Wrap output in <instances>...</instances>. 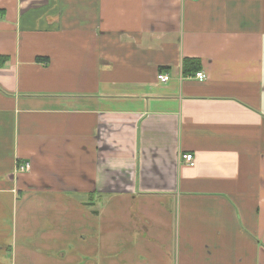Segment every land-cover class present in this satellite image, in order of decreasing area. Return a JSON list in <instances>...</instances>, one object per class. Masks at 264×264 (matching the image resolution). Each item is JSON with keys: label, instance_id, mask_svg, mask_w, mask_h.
I'll use <instances>...</instances> for the list:
<instances>
[{"label": "crops", "instance_id": "1", "mask_svg": "<svg viewBox=\"0 0 264 264\" xmlns=\"http://www.w3.org/2000/svg\"><path fill=\"white\" fill-rule=\"evenodd\" d=\"M101 251L264 264V0H0V264Z\"/></svg>", "mask_w": 264, "mask_h": 264}, {"label": "rangeland", "instance_id": "2", "mask_svg": "<svg viewBox=\"0 0 264 264\" xmlns=\"http://www.w3.org/2000/svg\"><path fill=\"white\" fill-rule=\"evenodd\" d=\"M69 202V201H68ZM109 202H107L105 199L101 200V207H100V221L98 224V227L94 226V231L98 230L101 235L104 234L105 232H108L109 234H106L105 236L108 237L107 241L112 242V244L115 245L116 248V252H117V256L120 257V255L122 253H125V251L128 253L130 252L131 249V236L129 234H125L124 232L121 231V229L124 227V219L122 218H118L115 217V220H112L111 222H104L103 218L107 216V214H123V211H121L122 209H120L119 207H116L115 211H110L107 207V204ZM113 204H118L120 203L119 201H113ZM116 216V215H114ZM118 216V215H117ZM67 224V231L68 234H72L74 233V227L71 225L70 221L66 223ZM169 234L173 237L172 233H169L167 231V236H169ZM137 237H141V236H137ZM102 241V240H101ZM102 244V243H101ZM107 247H109V245H106ZM102 247H105L104 244H102ZM106 253H104V251H101V253L99 254V259H101V264H104L105 261H103L104 259H106L105 256ZM125 258H118L116 259V263L117 264H123V260Z\"/></svg>", "mask_w": 264, "mask_h": 264}, {"label": "built area", "instance_id": "3", "mask_svg": "<svg viewBox=\"0 0 264 264\" xmlns=\"http://www.w3.org/2000/svg\"><path fill=\"white\" fill-rule=\"evenodd\" d=\"M194 78L197 79L198 81H204L206 80V75L203 74L202 72H197L194 75ZM159 81H161L162 83H166L167 81H169V76L167 75H159L158 76ZM182 160L188 164L189 166H193L194 162H193V157L191 155H183L182 156ZM28 164L24 165V166H20L19 167V171H26L28 170Z\"/></svg>", "mask_w": 264, "mask_h": 264}, {"label": "trees", "instance_id": "4", "mask_svg": "<svg viewBox=\"0 0 264 264\" xmlns=\"http://www.w3.org/2000/svg\"><path fill=\"white\" fill-rule=\"evenodd\" d=\"M201 69V62L197 59H184L182 61V74L193 76Z\"/></svg>", "mask_w": 264, "mask_h": 264}, {"label": "bare ground", "instance_id": "5", "mask_svg": "<svg viewBox=\"0 0 264 264\" xmlns=\"http://www.w3.org/2000/svg\"><path fill=\"white\" fill-rule=\"evenodd\" d=\"M24 166V165H23ZM20 167V166H19ZM19 167H18V171H19ZM20 172H22V171H20Z\"/></svg>", "mask_w": 264, "mask_h": 264}]
</instances>
